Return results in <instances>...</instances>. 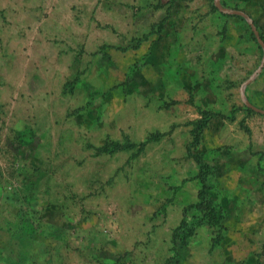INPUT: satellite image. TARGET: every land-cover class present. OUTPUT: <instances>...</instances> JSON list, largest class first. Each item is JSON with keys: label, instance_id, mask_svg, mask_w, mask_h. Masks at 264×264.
<instances>
[{"label": "rangeland", "instance_id": "1", "mask_svg": "<svg viewBox=\"0 0 264 264\" xmlns=\"http://www.w3.org/2000/svg\"><path fill=\"white\" fill-rule=\"evenodd\" d=\"M219 2L0 0V264H264V0Z\"/></svg>", "mask_w": 264, "mask_h": 264}, {"label": "trees", "instance_id": "2", "mask_svg": "<svg viewBox=\"0 0 264 264\" xmlns=\"http://www.w3.org/2000/svg\"><path fill=\"white\" fill-rule=\"evenodd\" d=\"M251 24L257 27L255 22H251ZM259 34L264 41V36L261 33ZM144 143L145 142L141 143V145L143 146ZM129 147H131L129 144H122L120 142L111 141L98 148L97 153L112 154L116 151H121ZM199 177L202 182V188L199 191L198 202L195 203L194 206H196L198 210L202 212V215L196 220H187V218L185 217L182 218L180 223L175 228V240L178 241V243H186L187 239L195 234L196 230L202 222H206L210 227L214 228L224 218L222 208H220L218 204L212 202V200H208L203 196V193L208 188L205 182V173L203 170H201ZM218 237L214 238V241H218Z\"/></svg>", "mask_w": 264, "mask_h": 264}, {"label": "water", "instance_id": "3", "mask_svg": "<svg viewBox=\"0 0 264 264\" xmlns=\"http://www.w3.org/2000/svg\"><path fill=\"white\" fill-rule=\"evenodd\" d=\"M216 6L218 7V9H219L221 12L237 14V15H241V16L247 18V19L249 18V16H248L245 12H243L242 10H228V9H226L225 7L221 6L219 0H216ZM249 22H250V26H251V30H252V32L254 33V35H255V37H256L258 43L262 46V48H263V50H264V41H263V39L261 38L259 32L256 30V27H255L253 24H251V21H249ZM260 68H261V66L258 68V70L255 72L254 75H256V74L258 73V71L260 70ZM246 83H247V82H245V84H246ZM246 104H247V106H248L249 108L253 109L254 111H257V112H260V113H263V114H264V109L258 108V107H256V106L252 105V104H251L250 102H248V101H246Z\"/></svg>", "mask_w": 264, "mask_h": 264}, {"label": "crops", "instance_id": "4", "mask_svg": "<svg viewBox=\"0 0 264 264\" xmlns=\"http://www.w3.org/2000/svg\"><path fill=\"white\" fill-rule=\"evenodd\" d=\"M253 105V104H252ZM255 106V105H254ZM257 107V106H256ZM259 108V107H258ZM262 109V108H261Z\"/></svg>", "mask_w": 264, "mask_h": 264}]
</instances>
